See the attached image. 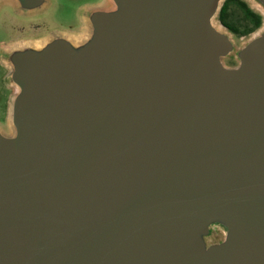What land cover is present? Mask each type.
Returning <instances> with one entry per match:
<instances>
[{
  "label": "water",
  "instance_id": "obj_1",
  "mask_svg": "<svg viewBox=\"0 0 264 264\" xmlns=\"http://www.w3.org/2000/svg\"><path fill=\"white\" fill-rule=\"evenodd\" d=\"M110 1L6 45L0 264H264V0L241 48L225 0Z\"/></svg>",
  "mask_w": 264,
  "mask_h": 264
},
{
  "label": "rangeland",
  "instance_id": "obj_2",
  "mask_svg": "<svg viewBox=\"0 0 264 264\" xmlns=\"http://www.w3.org/2000/svg\"><path fill=\"white\" fill-rule=\"evenodd\" d=\"M255 11L263 14L255 2L245 0ZM112 6L110 0H47L41 8L28 12L27 16L17 15L13 9L3 8L0 12V127L7 134L13 131L10 122V102L14 92L8 79V73L11 71L10 66L5 62L4 50L6 45L12 41L24 37L44 38L55 31H66L72 36H79L86 32L88 25L84 22V13L89 9L96 7L108 8ZM234 20H241L243 15L239 8L233 7ZM215 24L228 31L233 38L237 48L244 46L257 31L248 35H238L229 28L223 26L221 21L216 17ZM225 64L235 66L238 59L233 53L225 59Z\"/></svg>",
  "mask_w": 264,
  "mask_h": 264
},
{
  "label": "trees",
  "instance_id": "obj_3",
  "mask_svg": "<svg viewBox=\"0 0 264 264\" xmlns=\"http://www.w3.org/2000/svg\"><path fill=\"white\" fill-rule=\"evenodd\" d=\"M233 7H237L242 11V21L234 20ZM218 19L234 33L248 35L261 26L263 16L250 7L245 0H225Z\"/></svg>",
  "mask_w": 264,
  "mask_h": 264
}]
</instances>
